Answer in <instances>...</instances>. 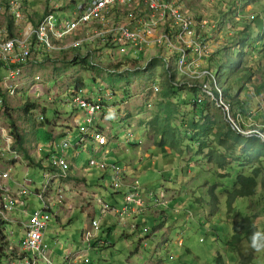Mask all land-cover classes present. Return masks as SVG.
<instances>
[{"label":"rangeland","instance_id":"rangeland-1","mask_svg":"<svg viewBox=\"0 0 264 264\" xmlns=\"http://www.w3.org/2000/svg\"><path fill=\"white\" fill-rule=\"evenodd\" d=\"M70 1L37 0L36 4L25 10L24 23H33L38 15L49 12V8H53L58 3L64 4L65 7H59L54 14L68 15L74 8ZM236 1L183 0L185 10L199 19L197 22L202 21L201 24L198 23L202 28L198 27L209 36L210 54L225 49L223 47L228 43L238 44L240 34L237 31L246 21H252V8L260 7L264 12V0L254 2L252 4L254 6L242 3L241 7L231 4ZM262 17L264 14L260 18ZM9 21L12 23L11 31L7 29ZM94 26L100 27L98 24ZM3 28L9 34L17 33L11 17L0 11V29ZM157 35L155 33V37ZM160 46L151 43L144 52H129L125 56L118 54L104 42L88 45V48H93L95 52L94 63L97 64L98 58L103 56L100 63L104 68L110 65L117 69L116 66L127 59L138 61L139 66L135 67V72L123 75L109 74L101 68H96V71L86 70L85 68H88L86 64L92 65V63L90 58L85 57L87 52L85 46L72 54L63 55L54 52L45 53L47 51L38 49L33 51L31 61L23 65L22 80L25 86L19 96L5 98L6 107L0 114V138L5 135L10 137L8 139L12 142H16L15 137L11 135L13 132L11 125L14 121L19 132L25 136L26 148L35 161L46 158L47 152L52 150L49 140L53 132L52 124L54 122L56 125L63 124L64 120L66 123L70 121L73 114V107L70 105L72 95L78 94L95 101L103 100L104 119L100 122V126L109 142L100 145L94 138L88 140L81 148L83 160L71 161L76 169L71 171L70 176H78L83 184L77 187L70 182V178L65 179L63 181V187L66 189L65 198L72 207L69 210L65 209L62 206L64 201H56L53 209L55 215L49 223L45 243L49 251L54 252L52 260L55 264H62L63 258L60 257L62 250H66L62 253L63 256L69 254L72 257H81L78 264L83 263L84 259H89L88 264H264V238L252 246L247 240L241 241L237 248L227 243L241 230V222L249 215L259 217L254 221L258 222L259 229L263 230L264 234V188L260 186L256 196L238 199L233 209H229L225 189H231L233 183L228 179H218L213 165L208 164L203 156L198 155L197 150L170 155L171 150L167 148L170 156H166L154 142L150 122L159 117L160 113L157 105L161 101L160 83L162 77L165 78L164 59L168 60V64H165L167 69L172 68L174 73L179 66L177 58L171 59L174 51H167ZM74 53L79 54L84 61L80 60L73 64ZM166 53L170 55L166 57L161 55ZM252 53L251 48L250 53L247 52L246 59ZM210 54L204 58L200 50L192 51L188 57L191 63L186 70L188 75L183 76L176 72L177 82L173 84L177 83L179 86L177 103L181 104L182 113L174 122L175 125L189 118L190 108L180 101L186 96L188 99H193L195 93L191 92L186 84L189 82V87L199 89L201 80L196 78L205 77L202 76V71L197 70L199 67L207 70ZM112 55H116L118 60ZM253 60L256 61L257 58ZM150 61H152L151 67L148 70L144 69ZM36 77H40L38 81H35ZM261 81L262 79L257 75L245 84L244 81L242 83L247 87L250 83L259 85ZM155 86L159 88L158 92ZM111 94H115L112 101L106 97ZM118 94L122 103L117 106L119 116L115 118L109 112V107L118 99ZM125 94L128 99L123 102L122 95ZM241 97L242 101L246 102L245 94ZM249 97L255 100L252 101V112L249 114L253 115V119L245 121L247 128L243 132L236 128V126L240 127L243 118L235 123L236 126L228 121L233 129L246 137L258 133V137L264 141V132L261 131L264 129V102H262L264 98L257 96L254 91L250 92ZM201 98L208 102L211 108L208 117L214 121L215 114L221 115L218 110V107H221L220 100L214 95L207 94H203ZM27 103L36 105L28 113L24 110ZM78 111L79 114L83 113L81 110ZM222 113L225 114L223 111ZM57 115L61 120L56 117ZM45 119L48 122H44ZM205 123L207 122L204 121ZM80 125L83 123L73 125L70 131L79 134ZM182 129L185 130L184 127ZM129 134L135 137L134 140L141 141V145L129 146L130 142L127 141ZM62 136L67 138L65 135ZM20 155V161L14 160L8 163V166L14 165L13 181L21 183L31 193H35L44 183L48 164L46 162L47 165L41 167L26 159L22 151ZM10 157L14 156L10 154ZM93 157L116 163L123 172L126 168L134 175V180L139 182L141 192L135 195L133 200L145 201V207L137 218L119 215L113 211L102 213L104 204L112 208L123 205L121 200L125 197L124 188L127 183L125 181L126 186L121 187V190L113 189L110 184L112 174L89 165ZM234 175L235 173L233 177ZM11 186L13 190H17V185L11 182ZM73 187L76 188L72 193ZM211 188L214 189L213 194L217 199L211 194ZM55 195L56 193H53L50 196L54 198ZM23 200L30 213L43 208L35 195ZM93 221L99 223L96 231L99 238L97 241L101 240L104 243L102 248L89 249L83 235L85 230L92 226ZM133 224L137 229H132ZM11 231L17 233L13 242L16 249V246H19L17 242L19 226L7 225L5 234L8 235ZM5 261V257L0 255V264H5Z\"/></svg>","mask_w":264,"mask_h":264},{"label":"built area","instance_id":"built-area-1","mask_svg":"<svg viewBox=\"0 0 264 264\" xmlns=\"http://www.w3.org/2000/svg\"><path fill=\"white\" fill-rule=\"evenodd\" d=\"M73 5L74 8L68 15L57 18L54 14L47 13L33 23L26 24L24 23L25 15L22 12L25 0H2V3L0 2V11L11 17L13 27L17 29L16 34H9L5 28L0 29V114L6 107L5 98L19 96L21 89L25 86L22 80L23 65L31 61L33 51H38V49L47 51L45 53L54 52L63 55L72 54L75 50L85 46L87 50L85 57L90 58L92 65L112 74L135 72V66L128 65L119 69L104 68L101 65L103 58L101 54L97 64L94 63L95 52L93 48H88L90 43H107L112 50L125 56L129 52H144L151 43L161 45L160 48L180 53L178 72L183 76L188 75L186 70L191 65L188 57L192 51L200 50L201 56L204 58L210 54V43L208 41L201 43L199 35L194 29V26L196 27L197 23L201 24L202 21L197 22V19L185 10L182 0H80L79 2L75 1ZM94 24H98L100 27H95ZM155 33L158 34L156 37ZM74 55L73 61L77 60V57L82 59L79 54L74 53ZM161 55L167 56V54ZM112 57L118 60L116 55H112ZM119 61H121L120 58ZM121 63H125V61H121ZM148 64L149 62L144 66V69ZM197 71H202V76L205 77L204 79L196 78L201 80L202 93L213 95V88H216L215 78L208 70ZM39 78L36 77L35 81H38ZM211 81L214 82L213 85H211ZM155 88L158 92L159 88L156 86ZM114 96L115 94H111L106 97L112 101ZM201 97L197 98L198 103L202 101ZM218 100H220L225 117L235 125L236 121L232 117L230 106L221 97ZM70 105L73 109L81 110L85 114L84 125L79 127L82 141L89 136L100 145H105L106 139L103 133L97 130V123L102 117L104 109L103 100L95 101L74 94L71 96ZM110 107L109 111H111ZM236 128L241 131L238 126ZM8 138L10 137L5 135L0 138V246L5 251L4 257H7L5 264H39L40 262L52 264L48 247L44 243L45 233L52 219L51 202L48 198L51 179L47 172H45L47 181L40 192L36 193L43 208L34 212L27 223L23 225L25 233L21 241V251L15 253L8 247L7 237L11 233L6 235L5 232L6 226L12 225L11 223L14 222L11 216L15 213L16 198H26L31 194L24 185L20 186L17 183L15 184L20 187L17 194L12 192L10 182L13 180L14 165L8 166V163L14 160L20 161L21 155L15 148V142ZM11 139L13 140L12 137ZM69 147H71V143L68 140L62 141L61 150ZM10 154L14 157L9 158ZM89 165L100 170L111 171V187L113 189L119 190L125 186L124 172L117 164L92 158ZM49 166L58 170L60 179H66L71 173V165L65 156L52 157L49 160ZM126 187L128 189L124 197V206L118 209L104 204L103 211H113L116 214L128 216L137 215L143 211V208L134 210L130 207L133 197L140 193L139 182L134 181ZM58 198H63L61 191ZM92 224L96 229L99 226L97 221H93ZM132 229H137L135 224L132 225ZM86 238L90 245L91 239L95 238V235L87 232ZM64 264L76 263L67 259Z\"/></svg>","mask_w":264,"mask_h":264},{"label":"trees","instance_id":"trees-1","mask_svg":"<svg viewBox=\"0 0 264 264\" xmlns=\"http://www.w3.org/2000/svg\"><path fill=\"white\" fill-rule=\"evenodd\" d=\"M257 1L237 0L236 3L232 2L231 4L241 7L242 3H247L250 6H254L252 4ZM263 14L264 12L260 7L256 9L252 8V21H246L241 29L236 30L240 34L238 44H236L237 42H235V45L228 43L223 47L225 49L211 52L212 54H210L209 58L210 64L207 68L216 80L215 86L217 89L213 88V95L217 100L221 97L230 106L232 117L236 122L243 118L239 127L241 131L247 128L245 121L253 119V115L249 114L252 112V101L255 98L249 97L250 92L254 91L257 96H263L264 98V17L260 18ZM190 15L195 18L192 13ZM11 24L9 21L7 26L9 31L12 28ZM198 26L200 25L197 23L194 29L199 35L200 42H207L209 36L200 29L201 26ZM251 48L253 49V53L246 59L247 52L250 53ZM166 50L169 51L168 49ZM178 56H180V53L174 51L171 59L172 57L178 59ZM253 58H257V60L254 61ZM78 59L77 57V60L72 61L73 64L83 60ZM164 60L165 64H168V60ZM137 62L128 59L125 63L117 65L116 68L119 69L133 63L137 67L139 66ZM151 64L152 61L147 65V70L151 67ZM165 64L163 67L165 78L162 77V82L160 83L161 91L159 95L161 101L157 105V108L160 110L159 117L150 122L153 128V139L158 144V148L166 156L185 154V152H191L192 149L197 150L198 155L203 156L208 164L213 165L218 179H228L230 183H233L231 189H225L228 195L227 205L229 209H233L234 204L240 198L256 196L259 187L262 186L264 188V141H261L258 133H255L252 137H246V135L233 129L228 119L222 113L221 107H218L221 115L215 114L214 121H211L208 117V113L211 111L208 102L204 101V99L200 103L197 102V98L203 95L200 89L201 84L199 85V89L198 87H189V82L186 84L187 88L195 93V95L192 97L193 99H188V96H186L180 102L186 105L187 108H190V115L188 119L175 125L174 122L178 120L179 114L182 113L180 110L181 104L177 103L179 86H177V83L173 84V82H177L176 74H179V72L176 69L177 73H174L172 68L167 69ZM86 66L88 68L85 69L91 71H96L95 69L98 68L91 64H86ZM254 66L256 69H254ZM200 69L201 67L198 68V70ZM257 75L262 79L260 84L250 83L245 87L244 84ZM242 81H244V84ZM195 82H197L196 79ZM243 94H245L246 102H243L241 99V95ZM35 107L36 105L27 103L24 110L28 113L30 109L32 110ZM204 121L207 123L204 124ZM44 122L48 121L45 119ZM11 126L13 129L11 135L15 137L17 147L22 150L24 157L33 163L30 153L26 148L25 136L19 132L14 121H12ZM182 127L185 129L184 131ZM261 131L264 132V129H261ZM167 148L171 150L170 155ZM234 164L238 167L236 165L233 167ZM213 192L214 189L211 188V194L217 199ZM256 218L259 217L255 215L244 217L240 224L241 230L231 240L227 241L228 245L237 248L236 246L239 247L241 241L247 240L252 246L263 239V230L259 229L258 222L254 221ZM3 251L0 246V255L2 257L5 255Z\"/></svg>","mask_w":264,"mask_h":264},{"label":"crops","instance_id":"crops-1","mask_svg":"<svg viewBox=\"0 0 264 264\" xmlns=\"http://www.w3.org/2000/svg\"><path fill=\"white\" fill-rule=\"evenodd\" d=\"M0 2L2 3V0H0ZM75 2V0H71L69 3L70 4H72L73 5V3ZM37 3V0H25V7L23 8V13L25 12V10L29 7V6H33L34 4H36ZM30 4V5H29ZM74 6V5H73ZM49 7H50V5H49ZM59 7H65V5L64 4H62V3H58V4H55L54 6H53V8L52 7H50L49 8V12H47V13H52V14H54V12L56 11V9H59ZM51 10H54V11H51ZM47 13H45V14H47ZM45 14H41V15H38V18L37 19H40L43 15H45ZM55 15V14H54ZM55 17H61V16H56L55 15ZM128 60V59H127ZM129 60H133V59H129ZM125 61V60H124ZM124 61H122V62H124ZM107 68H112V66H110V65H108L107 66ZM108 73V72H107ZM109 74H112V73H109ZM114 74H118V75H123V74H121V73H114ZM118 96V99L116 100V101H114V103L112 104V105H110L111 107V111H109L111 114H113V116L116 118V117H118L119 115L117 114V106L119 105V104H121L122 102H121V97H120V95L118 94L117 95ZM128 99V96L125 94L124 96L122 95V101L123 102H125V100H127ZM58 114V113H57ZM72 117L70 118V121L69 122H67L66 123V120H64L63 121V124H52V130H53V132H52V134L49 136V140H50V145H52V147H51V149L52 150H49L48 152H47V157L46 158H43V159H40L39 161H35V159L31 156V158H32V160H33V163L32 164H35V165H38V166H41V167H44V165H47V167H48V171H47V173H48V176H49V178L51 179V181H50V186H49V188H50V191L48 192V198L50 199V202H51V208H52V217L55 215L54 213H53V209H54V207L56 206V201L57 202H60V201H58V200H62V201H64L63 203H62V206H64L63 208H65V209H71V205L69 204V203H67L66 202V198H65V192H66V189L63 187V181L65 180V179H60V177H59V173H58V170L57 169H54V168H52L51 166H49V160L52 158V157H59V156H65L66 157V159L68 160V162H69V164L71 165V171H73V170H75L76 169V166L75 165H73V163L71 162L72 160L73 161H76V160H78V161H80V160H83V154H82V152L83 151H81V148H82V145H83V143H85L86 141H88V140H92L89 136L84 140V141H82V135H81V133H79V134H73L72 133V130L70 131V127H72L73 125H77L78 123H84V120H85V114L84 113H81V114H79V111L78 110H75V109H73V114L71 115ZM58 119H60L61 120V117L59 116V115H57L56 116ZM56 118V119H57ZM120 118V117H119ZM104 119V115H102V117L101 118H99V120H98V123H97V130L98 131H100L101 133H103V135H104V131H103V129L101 128V126H100V122L102 121ZM67 124H69V125H67ZM50 125V124H49ZM84 125V124H83ZM81 126V125H80ZM62 135H65V136H67V138H65V137H63ZM104 137H105V139H106V143L107 142H109L108 141V139L106 138V136L104 135ZM135 139V137L132 135V134H129V137H128V142H130V144H128L129 146H138V145H141V141H137V139L136 140H134ZM64 140H68L70 143H71V147H69V148H66L65 150H61V143H62V141H64ZM106 145V144H105ZM119 147H123V146H119ZM15 148H17V149H19L18 147H17V145H16V142H15ZM18 151V153H20L22 150L21 149H19V150H17ZM32 153V152H31ZM10 157V156H9ZM11 158V157H10ZM93 158H96V157H93ZM97 159H99V158H97ZM99 160H105V159H99ZM46 162H47V164H46ZM116 164V163H115ZM111 174H112V172L111 171H109ZM26 175H28V172L26 173ZM124 175H125V181H126V183H127V186H129L130 184H132L134 181H137V180H134L135 178H134V175H132V174H130L128 171H127V169L126 168H124ZM132 176V177H131ZM67 178H70L71 180H70V182H72V183H74V185H76L77 187L79 186V185H81V183L83 184V182H81L79 179H78V176L76 177V176H74V175H72V176H70V174L68 175V177ZM66 178V179H67ZM12 179H13V177H12ZM82 180H84V179H82ZM46 181H47V179H46ZM125 181H124V183H125ZM12 183H17L18 185H20V186H23L21 183H19V182H15V181H11ZM11 182H10V187H11V189H12V192L14 193V194H17V192H18V189L20 188L17 184H15V185H17V190H13L14 188H12V186H11ZM111 183H112V178H111ZM110 183V184H111ZM129 183V184H128ZM45 184V180H44V183L41 185V187H40V189H37L36 190V192L35 193H31L29 196H33V195H35L36 196V193L37 192H40V190H41V188L43 187V185ZM74 188H76V187H73L72 188V193H73V191H74ZM124 188V187H123ZM127 187H125L124 188V192H125V194H126V192H127ZM60 191H61V194H62V196H63V198L62 199H59L58 198V195H59V193H60ZM53 193H56V195H55V197L54 198H52L50 195L51 194H53ZM117 194H119V193H117ZM37 197V196H36ZM22 199V200H21ZM37 199L39 200V198L37 197ZM16 200H17V204H16V209H15V213H14V215H12L11 216V218H12V220L14 221L13 223H11L12 225H15V226H19V238H18V244H19V246L17 247L16 246V249L14 248V246H13V242H14V236H16L17 235V233L14 231H11V232H9V233H11V234H9V236L7 237V241H8V247H10V249L11 250H13L15 253H19L20 251H21V241H22V239H23V237H24V233H25V230H24V224L25 223H27V221L29 220V218H30V216L34 213V212H32V213H30L29 212V210L25 207V202H24V200H23V197H17L16 198ZM40 201V200H39ZM41 202V201H40ZM121 202L123 203V205H121V206H119V207H117L118 209L119 208H122L123 206H124V203H125V199L124 198H122V200H121ZM130 207L131 208H133L134 210L135 209H141V208H143V207H145V201H143V200H141V201H138V202H134V200H133V202L130 204ZM104 212L106 213V211H103V209H102V213L104 214ZM107 212H110V211H107ZM140 213V212H139ZM139 213L137 214V215H132V216H129V217H135V218H137L138 217V215H139ZM20 218H22V219H20ZM51 221V220H50ZM50 223V222H49ZM93 223V222H92ZM99 224V223H98ZM99 227V226H98ZM98 227H97V229H98ZM92 228H94L93 227V224H92V226L91 227H88L86 230H85V232L83 233V235L85 236V238H86V233L87 232H90V233H92L93 235H95V238H92L91 239V242H90V245H89V242H88V240H87V238H86V241H87V244H88V248L89 249H92V248H99V247H103L104 246V243L101 241V240H98L97 241V239H99L98 238V235H97V229L96 228H94V229H92ZM48 229H49V226H48ZM48 231V230H47ZM47 233V232H46ZM46 233H45V235H46ZM96 241V242H95ZM44 243H45V237H44ZM46 244V243H45ZM96 244V245H95ZM47 245V244H46ZM47 247H48V245H47ZM57 251V250H56ZM66 250H62V252H61V258H63V260H62V264H64L65 263V261L67 260V259H70V260H73L76 264H78V263H80V258L81 257H72L71 255H69V254H65V256H63V252H65ZM5 253V251H3V254ZM48 254H49V257H50V260H51V262H52V264H55V262L52 260V255L54 254V252H51V251H49V247H48ZM9 254L7 253V256H8ZM5 259H6V262H7V257H5ZM88 263H90L89 262V259H84V261H83V263L81 262V264H88Z\"/></svg>","mask_w":264,"mask_h":264},{"label":"bare ground","instance_id":"bare-ground-1","mask_svg":"<svg viewBox=\"0 0 264 264\" xmlns=\"http://www.w3.org/2000/svg\"><path fill=\"white\" fill-rule=\"evenodd\" d=\"M94 168V167H93ZM126 186V185H125ZM121 190V189H120ZM119 192H121V191H119ZM141 192V191H140ZM51 222V221H50ZM46 236V235H45ZM46 242V241H45Z\"/></svg>","mask_w":264,"mask_h":264},{"label":"clouds","instance_id":"clouds-1","mask_svg":"<svg viewBox=\"0 0 264 264\" xmlns=\"http://www.w3.org/2000/svg\"><path fill=\"white\" fill-rule=\"evenodd\" d=\"M216 98V97H215Z\"/></svg>","mask_w":264,"mask_h":264}]
</instances>
